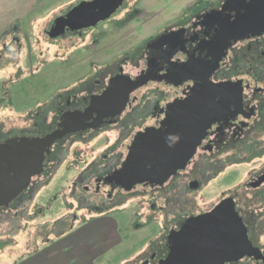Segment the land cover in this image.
<instances>
[{
    "label": "flooded vegetation",
    "instance_id": "1",
    "mask_svg": "<svg viewBox=\"0 0 264 264\" xmlns=\"http://www.w3.org/2000/svg\"><path fill=\"white\" fill-rule=\"evenodd\" d=\"M143 1L75 0L51 19L44 34L52 43L71 42L66 50L72 51L68 52L72 64L75 55L96 52L108 36L133 39L138 31H129L130 26L148 15ZM109 3L119 10L94 26H85L109 14ZM82 5L75 17L81 21L68 24L53 38L57 21ZM112 22L115 27L110 33H97ZM77 41L82 42L78 47ZM132 52L137 56H129ZM123 54L97 66L91 63L85 79L63 87L67 91L57 89L49 108L52 118L47 111L43 116V106L37 104L25 112L28 127L0 133V144L46 137L60 129L66 115L85 114L94 97L109 91L113 79L122 77L117 91L121 97L130 82L139 85L121 114L57 141L46 155L43 174L33 177L28 189L0 213L24 207L37 181L49 171L54 173L67 156L68 143L73 146L89 136L108 138L115 133L116 140L108 143L100 160L78 176L73 197L79 186L89 193L94 180L95 193L103 203L81 209L112 216L122 214L121 200L140 191L146 195L147 215L132 212L134 222L126 228L134 246L128 264H161L171 259L182 264H264V0H195L161 31ZM144 90L147 93L139 96ZM97 118L93 114L88 123ZM146 132L153 134L150 139L157 145L166 142L176 151L203 136L183 170L163 184L147 182L128 191L112 177ZM205 198L211 201L204 203ZM111 232L117 238L121 229L116 226Z\"/></svg>",
    "mask_w": 264,
    "mask_h": 264
},
{
    "label": "rangeland",
    "instance_id": "2",
    "mask_svg": "<svg viewBox=\"0 0 264 264\" xmlns=\"http://www.w3.org/2000/svg\"><path fill=\"white\" fill-rule=\"evenodd\" d=\"M74 1L0 0V133L28 127L24 124L26 111L37 104L43 106V116L50 118L49 108L57 89L67 91L63 87L87 77L91 63L97 66L110 61L115 54L124 55L173 22L188 3L195 2L144 0L148 15L130 26L129 31H138L133 39L108 36L98 48L99 52L79 53L70 64L68 52L72 51L67 52L66 48L71 42L52 43L44 31L51 19ZM113 27V22L102 25L97 33H110ZM81 43L77 41V47ZM137 54L132 52L129 56ZM146 93L147 90L139 92V96ZM87 138L73 146L67 144L66 147L70 146L69 151H64L67 156L60 159L54 173L49 171L37 181L34 195L21 210L0 213V264H128L131 260L133 237L126 228L134 222L132 212L147 215L143 210L148 209L146 198L143 200L146 195L140 191L126 201L121 200L124 205L119 207L120 215L99 216L81 209L82 206H99L103 201L95 193L94 180L89 193L79 186L74 197L73 184L93 161L100 160L117 136L111 133L109 139L104 135ZM209 201L205 198L204 203ZM116 226L121 234L113 238L115 241L98 240ZM138 237L141 240L142 234Z\"/></svg>",
    "mask_w": 264,
    "mask_h": 264
},
{
    "label": "water",
    "instance_id": "3",
    "mask_svg": "<svg viewBox=\"0 0 264 264\" xmlns=\"http://www.w3.org/2000/svg\"><path fill=\"white\" fill-rule=\"evenodd\" d=\"M119 6H113L112 3H109L106 6L111 8L109 14L87 23L85 26H94L98 22L106 20L119 10ZM81 9H83V5L70 13L67 19H59L51 36L55 38L68 24L81 21L82 18H75L78 17ZM121 79L122 77L113 79L111 88L107 93L100 97H94L91 107L85 114L71 113L66 115L60 123V129L52 134L43 138L11 139L0 144V208H8L28 189L33 177L43 174L46 155H50L51 149L57 141L62 140L72 132L85 131L90 127L96 128L101 125L105 117L121 114L129 95L139 86L138 83L131 84L130 82L129 87L121 97L117 93L122 85ZM124 87H126L125 84ZM113 99L117 101L112 102ZM113 104L116 106L113 107ZM95 113L98 114V118L93 124L88 123L90 116ZM148 133L142 134L137 139L123 168L112 177L117 185L128 191L135 185L147 182L163 184L178 170H183L196 153L197 145L203 136L200 135L197 141L187 142L186 148L176 151L166 146V142L157 145L156 140L150 139L153 134ZM180 263V261L171 259L161 264Z\"/></svg>",
    "mask_w": 264,
    "mask_h": 264
},
{
    "label": "crops",
    "instance_id": "4",
    "mask_svg": "<svg viewBox=\"0 0 264 264\" xmlns=\"http://www.w3.org/2000/svg\"><path fill=\"white\" fill-rule=\"evenodd\" d=\"M112 231V230H111ZM111 231H107L106 234L103 236L104 238H99L98 240H104V241H107V240H110V239H113V233Z\"/></svg>",
    "mask_w": 264,
    "mask_h": 264
}]
</instances>
